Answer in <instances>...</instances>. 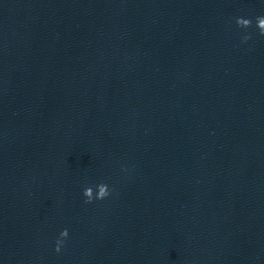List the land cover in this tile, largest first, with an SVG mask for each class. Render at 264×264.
Listing matches in <instances>:
<instances>
[{
    "label": "water",
    "instance_id": "95a60500",
    "mask_svg": "<svg viewBox=\"0 0 264 264\" xmlns=\"http://www.w3.org/2000/svg\"><path fill=\"white\" fill-rule=\"evenodd\" d=\"M0 264H264V0H0Z\"/></svg>",
    "mask_w": 264,
    "mask_h": 264
}]
</instances>
